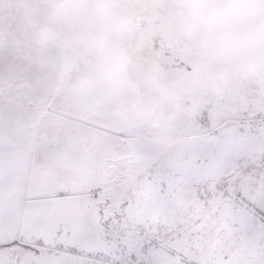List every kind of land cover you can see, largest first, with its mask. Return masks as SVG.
<instances>
[{
    "label": "rangeland",
    "instance_id": "1",
    "mask_svg": "<svg viewBox=\"0 0 264 264\" xmlns=\"http://www.w3.org/2000/svg\"><path fill=\"white\" fill-rule=\"evenodd\" d=\"M5 14L0 241L23 246L0 244V264H76L97 209L125 205L175 219L177 264H264V195L217 188L229 152L264 142V0H0ZM53 84L61 106L40 118Z\"/></svg>",
    "mask_w": 264,
    "mask_h": 264
},
{
    "label": "snow or ice",
    "instance_id": "2",
    "mask_svg": "<svg viewBox=\"0 0 264 264\" xmlns=\"http://www.w3.org/2000/svg\"><path fill=\"white\" fill-rule=\"evenodd\" d=\"M8 25L9 17L5 14L0 18V29H6ZM14 78L15 74L6 66H0V91L7 81ZM63 95V89L53 84L43 95L36 115L40 118L54 115L61 106ZM29 103L34 101L30 100ZM220 163L224 168L220 182L224 187L217 185L221 193L230 186L234 196L245 202H248V196L253 193L264 195V142L247 150L229 152ZM241 184L246 185L248 195L240 187ZM88 226L92 240L77 248L76 264H177L162 254L164 241L179 227L174 218L164 222L150 221L139 210L125 205L117 211L105 212L103 216L97 209L95 220L89 221ZM95 241L101 243L97 244ZM0 244L23 246L22 241L16 237L0 241ZM30 247L36 251L37 256H42V242L37 241ZM67 247L69 246L65 245V248ZM71 247L76 248V245ZM47 264H57L55 254Z\"/></svg>",
    "mask_w": 264,
    "mask_h": 264
}]
</instances>
